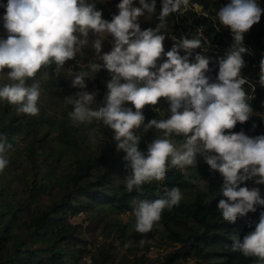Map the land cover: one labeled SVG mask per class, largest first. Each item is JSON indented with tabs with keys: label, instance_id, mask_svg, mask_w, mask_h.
<instances>
[{
	"label": "clouds",
	"instance_id": "1",
	"mask_svg": "<svg viewBox=\"0 0 264 264\" xmlns=\"http://www.w3.org/2000/svg\"><path fill=\"white\" fill-rule=\"evenodd\" d=\"M4 7L8 35L0 38V73L9 69L6 76L10 83L0 86V100L16 106L18 113L38 115L41 90L34 80L38 71L52 63L60 68L75 59L87 44L89 31L110 34L114 44L108 53L100 54V39L93 42L97 61L103 63H90V71H81L71 78L72 87L85 89L90 73L93 78L94 73L106 69L111 80L106 85L103 106L96 101L97 92L79 91L76 98L68 100L72 105L68 116L74 126L97 121L113 130L117 151L125 153L126 190L140 191L145 184L164 181L170 166H196L200 155L210 170L223 178V198L219 199L217 210L224 221L235 223L238 217L255 213L258 206L264 208L259 187L246 186L247 181L264 185V135L250 137L243 131H229L237 122L248 121L252 114L243 86L249 84L254 92L255 85L241 75L245 66L243 54L247 52L242 44L244 34L264 14L257 0H230L216 13L219 23L231 30L234 43L226 56L218 59L214 82L206 75L210 59L200 53L192 59V50L201 48L202 32L192 38L172 36L174 44L164 52L165 35L159 33L166 27L167 17L183 14L189 8L197 13L204 11L201 4H190V0H162L160 23L156 29L146 30H141L137 21L146 13L156 12L155 0H139V6H134V0H120L119 13L110 22L87 0H7ZM162 54L166 59L157 66ZM29 79H33L31 84ZM259 84L264 87V58L260 61ZM160 98L169 102L170 117L144 124L141 110L146 105H156ZM94 102L96 106L92 107ZM126 103L133 105L135 111L125 107ZM142 125L145 132L155 127L162 133L147 146L146 154L139 150L141 139L134 131ZM181 136V143L174 142L173 137ZM103 140L101 132L91 137L93 144ZM6 141V135L0 133V171L9 163L6 152L11 145ZM182 199L178 187L165 189L164 195L154 200L134 199L133 230L142 235L149 233L161 220L163 211L179 206ZM231 240V251L264 261V211L260 212L254 231L242 239L233 234Z\"/></svg>",
	"mask_w": 264,
	"mask_h": 264
},
{
	"label": "trees",
	"instance_id": "2",
	"mask_svg": "<svg viewBox=\"0 0 264 264\" xmlns=\"http://www.w3.org/2000/svg\"><path fill=\"white\" fill-rule=\"evenodd\" d=\"M195 1L205 8L210 5L208 0ZM155 2L156 6L161 8L162 0H155ZM220 2L228 4L230 0ZM134 3H139V0H134ZM211 6L218 9L219 1L213 0ZM168 18L178 21L177 23L190 24L193 28L201 26L204 34L212 41L225 42L229 49L234 43L231 31L225 29L219 20L212 16L198 15L188 9L183 14H171ZM178 28L179 25L175 24L174 29ZM242 46L247 49V52L243 54L245 66L241 73L251 85H255L254 92L249 84L244 85L248 87L246 90L249 95L248 103L253 109H264V87L259 84L261 59L255 58L246 44ZM262 47L264 50V43ZM207 57L210 59V71L206 75L210 77V82H214L219 70V58ZM237 126L238 124L232 130H236ZM134 131L141 139L139 150L146 154L147 146L155 139V135L150 129L145 132L143 125ZM20 132H24L31 140L24 148L25 153L22 156L24 159L19 161L26 160L32 169L29 172L23 170L21 173H14L13 178L26 182V176L32 173L34 179L40 174L42 179L59 180L58 166L44 167L42 174V169L36 168L39 163L35 157V150L39 145L35 146L34 143L38 132L34 123L22 118L17 125H12L11 120L0 125V133L6 135V142L9 145L15 142V136ZM124 155L123 152L120 160L108 155L97 158H76L73 163L65 167L68 170L67 173L61 175L64 181V192L57 200L45 205L34 203L31 206L29 203L34 197L40 196L51 188L41 182H34L33 185L27 183L25 190L30 200L24 197L18 205L13 207L1 192L0 264H149L147 260L150 258L146 253L149 245L143 246L137 238H134V245L130 248L127 244L125 226L119 223L118 231H113L107 225L110 220L106 219V213L132 212L134 199L154 200L162 197L165 189L170 190L173 187H178L181 193L190 192L192 195L190 200L182 199L179 206H174L171 210L165 209L162 213L160 223L166 237L163 242L167 245L175 242L179 246L158 254L156 259H161L160 264H178L180 257H183L185 261L190 257L195 258V264L203 262L205 264H264V261L257 257H245L240 252L231 251V236L235 234L242 239L248 232L254 231L259 214L264 211V208L258 206L255 213L249 212L244 217H238L235 223L224 221L217 210L218 201L223 198L220 196L223 178L218 172L210 170L206 163L198 165L200 172L207 177L206 191H201L196 189L192 177L185 175L177 167L170 166L164 181H153L151 184L143 185L140 191L128 192L125 187L128 170L126 161L123 160ZM18 163L10 161L0 173L12 166H18ZM99 167H103V171L97 178L92 179L90 171L98 170ZM115 179L121 180L122 183L115 184ZM246 186L259 187L261 198L264 199V185L247 181ZM213 197L215 199H212ZM79 211H83L88 222H93L92 224L95 225L102 223L105 238L93 244L91 249H88L86 238L79 234V224H72L68 220L70 215ZM249 223L251 227L248 226ZM14 229L18 234L14 235ZM115 239H119L122 246L132 255L128 257L129 253L124 252L115 260L114 253H110L116 248ZM65 243H71V247L66 246ZM139 250L142 251L137 254L136 251ZM84 253L88 254L90 262L82 260ZM66 257H69L72 262L67 261Z\"/></svg>",
	"mask_w": 264,
	"mask_h": 264
},
{
	"label": "rangeland",
	"instance_id": "3",
	"mask_svg": "<svg viewBox=\"0 0 264 264\" xmlns=\"http://www.w3.org/2000/svg\"><path fill=\"white\" fill-rule=\"evenodd\" d=\"M195 1V0H193ZM209 7H203V15L213 17L218 20L216 13L217 10L226 4L219 1L218 9L211 6L213 0H208ZM261 0H257L259 4ZM87 3L94 4L96 10L102 12V18L106 21H111L114 15L119 13L117 5L120 3V0H87ZM7 4V0H0V38H7V30L4 28L3 16L6 13L4 5ZM134 6H139V3H134ZM160 7L156 6V12L152 14H145V16L138 18V23L140 24L141 30H146L148 28L156 29L157 25L160 23L158 20ZM264 9V8H263ZM178 22V21H177ZM176 21L167 17V25L165 28L160 30L159 34L165 35V40L163 41L164 52L171 50L174 41L171 38L175 36L177 39L182 36H189L193 33L194 28L187 23H177ZM178 24L179 28L174 29V25ZM223 26V25H222ZM225 29L231 31L229 28L224 27ZM80 37L79 33H76ZM83 38V37H80ZM97 39L101 40V55L111 51L114 38L107 33L96 34L92 31H89L87 37V44L83 47L80 53L77 54L75 59L68 60L65 62L63 67L58 68L55 63H52L50 66H45L38 71L34 80L40 85V98L38 100V107L40 109L39 114L35 116L18 113L16 111V106L9 105L7 101L0 100V125L2 123H8L12 121V125H17L18 121L22 118L27 119L34 123V127L38 129V132L35 137V146H38L35 150V157L39 163V166L36 168L42 169L41 174L44 173V167L49 168L50 165H56L59 167L57 173L60 175L59 180H48L42 179L39 174L37 178L34 179L32 173H29L26 176V182L18 181L14 179V173H21L23 170L29 172L30 166L29 163L24 160L19 161V159H24V148L29 142L30 137H27L24 132H20L15 136V142L8 148L6 152V158L8 161H14L18 163V166H12L6 171L0 173V193H3V196L6 200L10 201V206L13 207L18 205L24 197H27V200H30L28 193L25 190L26 184L34 182L42 183L46 186H50L47 192H43L40 196H36L30 201V205L38 203L40 205H45L50 203L53 200H57L61 194L64 192V181L61 175L67 173V165L76 158H97L100 156L108 155L109 157H115L120 160L122 158V151H117L116 143L113 140L114 132L107 126H104L102 122L93 121L90 124H80L79 126H74L69 119L68 113L72 111V105L68 102L70 98H76L77 92L79 91H89L97 92L96 101L98 104L103 106L105 101L108 89L106 87L107 83L111 80V74L106 69H101L98 72L93 74V78H86L85 83L87 87L85 89L74 88L71 86V78L80 73L81 71H90L89 64L98 62L103 63V61H97L96 53L93 48V42ZM264 14L261 15V19L258 23L254 24L252 28L244 34L243 44L248 46L249 51L255 58L262 59L264 58ZM181 55H184V52L181 50ZM166 56L162 54V57L158 59L157 66L160 63L164 62ZM10 71L5 69L4 73H0V86L10 83L6 74ZM33 79H29L28 83L31 84ZM122 83L124 81H121ZM245 91L248 87L243 86ZM95 102L92 107H95ZM125 107H131L133 111L135 108L130 103H126ZM145 116L144 124H147L150 120L156 119L157 121L167 119L170 117L171 113L169 110V102L166 98H160L156 105H146L141 110ZM238 126L236 130L231 132H241L243 131L246 135L250 137H255L259 135H264V109H253L252 114L249 117L248 121L241 124L237 122ZM255 125V127H253ZM155 135V139L159 138L162 134L160 131L153 127L150 129ZM101 132L103 134L104 140L98 144H93L91 142V137L95 134ZM66 136V137H65ZM183 137H173L174 142L181 143ZM75 143V144H74ZM196 166H188L183 169L178 168L182 173L189 176L195 181L196 189L201 191H206L207 177L204 176L198 165L201 163H206L202 156L197 155ZM50 163V164H48ZM103 171V167H99L98 170L94 169L90 171L92 179H95L99 176L100 172ZM114 183L119 185L121 180L115 179ZM192 193L183 192L182 196L185 200H190ZM132 212H124L117 214L115 212H107L106 219L110 221L107 223L113 231H118L119 223L125 226L127 244L132 248L134 245V238H137L140 244L143 246L147 245H167L165 241V231L161 226L160 221L156 222L153 226V229L147 234H139L133 230V225L135 222ZM72 221H75V224H79V234L86 238L88 242V249L93 248V244L101 242L105 238V233L102 231V223L92 224L93 222H88L85 214L82 218L69 217ZM118 220V222H116ZM14 235L18 234L17 230H13ZM154 234V235H152ZM103 236V237H102ZM116 236V235H115ZM101 237V239H99ZM110 239V238H109ZM108 239V240H109ZM143 241V242H142ZM66 246L71 247V243H65ZM116 248L111 250L110 253H114V259L117 260L119 254L129 253V250L122 246L119 239H115ZM128 250V251H127ZM136 251L137 254L141 253ZM143 251H145L143 249ZM157 250L150 248L146 251L147 255H150V260H147L149 264H160L161 259H156ZM132 254L129 253L128 257ZM83 258H88V254L84 253ZM195 264L196 259L190 257ZM67 261L69 257H66ZM178 264H187L183 257L178 259ZM202 264H205L203 262Z\"/></svg>",
	"mask_w": 264,
	"mask_h": 264
},
{
	"label": "built area",
	"instance_id": "4",
	"mask_svg": "<svg viewBox=\"0 0 264 264\" xmlns=\"http://www.w3.org/2000/svg\"><path fill=\"white\" fill-rule=\"evenodd\" d=\"M193 3H198V2L190 0V4H193ZM259 6L262 9L264 8V0H261V2L259 3ZM189 10L193 11L191 8H189ZM193 12H195V11H193ZM195 13L198 15L203 14V12H201V13L195 12ZM198 31L203 33V36L200 37L201 38V48H197V49L192 50L193 51L192 59L194 58V56L197 53L209 56L210 58H222V57L226 56V54L229 50V47L225 44V42L212 41L207 35L204 34V32L201 29V26H195L193 33L190 34L188 36V38H192V37L197 36ZM241 75H242V73H241ZM248 97H249V95H248ZM73 216L77 217V218H82L84 216V213H83V211H79V212L75 213L74 215H72V217ZM68 220L72 224H75L74 223L75 221H72L69 218H68ZM99 239H101V237H99ZM176 246H179V245L177 243L173 242L172 244H168V245H160V246L149 245V249L150 248L156 249L157 250L156 255H157L158 253L161 254V253L168 252L169 250H172ZM148 256H150V255H148ZM84 260H86L87 262H90V257L88 256V258H84ZM186 262H187V264H194L191 258H187Z\"/></svg>",
	"mask_w": 264,
	"mask_h": 264
}]
</instances>
